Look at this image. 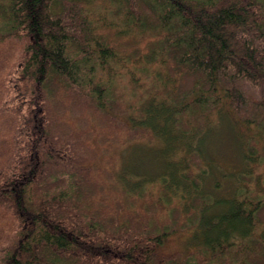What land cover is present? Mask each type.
<instances>
[{"label":"trees","instance_id":"16d2710c","mask_svg":"<svg viewBox=\"0 0 264 264\" xmlns=\"http://www.w3.org/2000/svg\"><path fill=\"white\" fill-rule=\"evenodd\" d=\"M263 98L264 0H0V264H261ZM208 129L234 135L244 168L212 166L211 194ZM151 137L161 170L128 148ZM117 147L141 184L125 179L128 209L103 191Z\"/></svg>","mask_w":264,"mask_h":264},{"label":"rangeland","instance_id":"374dc122","mask_svg":"<svg viewBox=\"0 0 264 264\" xmlns=\"http://www.w3.org/2000/svg\"><path fill=\"white\" fill-rule=\"evenodd\" d=\"M251 96V100H254V101H257V100H260V95L257 91L253 90L252 91V94H250ZM60 95L59 96H56V99L59 100L60 99ZM264 99V98H263ZM64 101H66V99L64 98L63 99ZM68 105V104H67ZM77 113V111L83 115L84 113L87 112V110L85 109L84 106H82V104L80 106H76L75 109H73V113L75 114V112ZM60 118H62L63 120H66L65 116L63 115H60L59 116ZM140 115H137L135 117V122L136 124L140 123L142 120L139 118ZM154 117V120L152 121L151 125L149 126L150 128H157L158 126V119L156 116H153ZM101 122V121H100ZM145 122V121H143ZM141 122V124L143 123ZM172 124H171V121L168 123V126H167V130H168V138H173L174 136V132L176 131L174 128L172 129ZM173 134V135H172ZM166 137V136H165ZM177 137V136H176ZM158 138V137H157ZM151 139L150 140H145V138H142V141H139V142H135V143H132L130 145V147L128 148H131L135 151V150H138L141 154V157H140V160H142L143 162V165L146 167V168H155V169H159L161 170V162H162V158L160 157L162 155V153L159 151L160 149H162V141L165 142L164 139H162L161 137H159L158 139ZM178 138L177 137L176 139H173L172 143L169 144L170 146H177L178 144ZM202 139L205 141L203 147L201 146L200 147V152H202V155H201V159L202 161H206V159L209 157L208 153L207 152H210V154L213 156V163H208V162H205V167L206 169H208V172L207 174L205 173V175H207L206 177H204V180H203V186L201 188V190L203 192H206L208 194H211V192L209 191V188H211L212 184H213V180H215V178H217L216 176L212 178V171H213V168L212 166L214 165H219L221 168H224L226 171L227 170H230V171H234L236 170L237 172H234L233 173V177H236L237 174H238V171H240L242 173L243 171V165H242V156H241V153H240V150L237 149V146L234 145V143H232L231 139H235L234 138V135L232 137H224V136H221V135H216L215 134V130L213 129H208L206 131V133L204 134V136L202 137ZM185 142H188V141H185ZM176 148V147H174ZM116 149H121L119 150V156H118V153H116L113 149V155L115 157V165L113 167L110 166V168L113 170V172H115L116 174L115 175H119L120 177L117 178L116 176V180H112L109 184H106L105 187L103 186V191L104 193L106 194V192L114 197H120V200L116 201L114 198H111V196H108L110 198V200H112V202H116V203H120L121 205H125L126 207H124L125 209H128L127 207V199L125 198V194L128 192V187L129 186H125V183H126V180H130L132 183L134 182L135 185H137V189H139L141 187V184L140 182H138L137 180V175L134 176L132 179H130V177H128L124 171V167L121 166V162H120V154L127 149V147H124V148H121V147H117ZM172 155V154H171ZM180 154L177 155V157L179 156ZM181 158V157H180ZM137 161V160H136ZM164 161H166V164L165 167H163V173H167V168H169V166L167 165L168 164V160L167 158L164 156ZM138 162V161H137ZM203 164V163H202ZM204 165L202 166L204 168ZM109 167V166H108ZM109 168V169H110ZM203 168L201 169V171L203 170ZM137 168L135 170V172L138 174V175H144L145 172L143 171L142 168ZM188 168L185 167V161H181V165H180V162H177L175 165H173V168L171 170L173 176L176 180V182H178L179 184H182V180H180V172H185V170H187ZM130 173H132V170L130 171ZM127 174H129V172L127 171ZM210 174H211V177H210ZM147 175H150L149 173H147ZM124 176V177H123ZM107 177V175L104 174V176L102 177L103 179H105ZM151 177H156V176H152ZM230 178V177H229ZM151 180V179H149ZM179 180V181H178ZM236 180H230V181H224V185H223V191L221 192V194H228L230 193L231 190H233L237 185L236 183ZM242 181H239L238 183L240 185H245L246 183H248L249 181V178H246V179H243L241 178ZM156 183V182H155ZM183 185V184H182ZM167 187V186H166ZM250 187H254V184H251ZM105 188V189H104ZM169 188V187H168ZM121 198L124 199V201H122L123 203H121ZM213 198H218V197H214ZM150 212L152 214L149 215V219H151L150 221H153L155 220V214H154V210H152L151 208L149 209ZM128 211V210H127ZM214 212L209 209V207L205 208L204 209V212H203V218L210 222L211 223V218H212V214ZM261 220H264V210L261 212ZM153 219V220H152ZM215 221H213V224H217V223H214ZM264 224V223H263ZM148 228H150V223L147 225ZM226 227V225H222L220 226V230L224 229ZM264 227V225L261 226V228ZM205 229L209 232V235L210 236H215L217 234V230H213L211 228V226H208L206 225ZM186 244V245H189L191 246L193 243H190L187 241V238L186 239H183L182 241H180L178 244ZM261 252L258 251V249L252 251V255L254 258H257L259 256ZM259 258V257H258ZM264 259V257L262 258ZM261 264H264V260H262L260 262Z\"/></svg>","mask_w":264,"mask_h":264}]
</instances>
